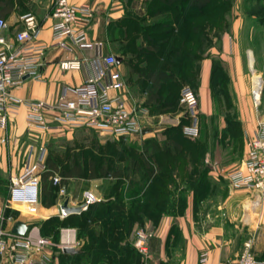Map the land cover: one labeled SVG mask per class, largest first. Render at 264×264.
<instances>
[{
    "label": "crops",
    "instance_id": "crops-1",
    "mask_svg": "<svg viewBox=\"0 0 264 264\" xmlns=\"http://www.w3.org/2000/svg\"><path fill=\"white\" fill-rule=\"evenodd\" d=\"M149 1L70 0L71 3L77 5L91 4L94 9V19L89 27L90 37L94 40H103L105 43L104 51L113 52L123 58L117 64V68L123 73L125 78L127 102L130 106H144L147 108L148 106L144 104L147 91L143 90L140 94L139 90V96L137 97L134 89L129 87L130 84L128 85L127 83L131 76L132 78L144 77L139 75L138 72L132 71L131 73L130 64L139 62L144 65L164 60L159 56L155 57L146 53H125L119 47L125 45L129 40L126 36L127 26L122 23L126 18L133 16L136 18L141 16V19L139 18L140 22L142 20L143 22L141 23L148 26V29L151 27L156 41L161 43L162 32H164L166 27L159 25L158 22L165 16L172 14L173 9L172 7L163 6V3L159 0H154L156 4H159L157 7L150 8L148 6ZM236 1H233L232 7L241 18L239 17L236 23L225 30L230 37L234 36L232 39L218 37L211 43L209 35L205 37L203 35L204 32L208 34L209 25L197 21L199 17L208 15V11L196 9V12H194L185 2L182 14L185 15L186 19H188L187 15L190 14V24L189 27L187 25V31L182 34L181 40L184 41L185 48L191 51H194L195 45L202 47L199 53L196 52L197 59L195 63L199 71L196 81L194 84L192 83L199 96L198 114L201 118H209L218 114L215 106V94H218L214 90L217 77L215 73L227 72L226 81L229 85V93L233 96V110L236 116L234 115L235 118L231 119L227 118L226 113H222L221 125L223 130L227 126V119L239 124L241 127V138L238 141L241 143L240 153L234 158H227V160L223 156L221 147L217 151L204 153L206 182L198 183L196 184L197 186H189L187 183L180 181L176 184L174 188L175 194L172 197L174 201L172 206L175 209L154 216H148L143 211L141 221L135 222L129 232L124 231L120 227H117L121 229L118 231L119 229L115 228L116 226L113 227L114 223H112L114 219L127 217L128 210L127 212L125 210L118 211L112 207L111 202L125 204L128 208L133 204L134 196L127 193L128 184L126 182L122 186L115 184L114 181L118 178L110 175L95 178L69 177L64 183H61V180L55 183L53 180L54 201L52 205L45 206L43 203L42 172L38 191L40 202L42 201L44 208L48 210L49 217L47 219L57 217L61 222L63 221L58 228L56 236L44 235L50 237L54 242L73 238L78 242L76 246H73L78 252L69 253L57 246H51L35 253L36 256H47L51 264H200L199 258L201 254L207 253L209 258L205 264H218L223 260L236 258L242 252L245 242L252 240L253 251L258 259L264 261V194L260 197L251 191L233 190L229 180L224 176V172L228 167L244 161L248 152L247 143L254 136L259 121L264 120V116L262 119H258L257 113L253 109L250 96L252 86L250 88L242 47L249 48L247 60L253 74V82L255 78L260 77L263 79L254 66L255 60L259 56L256 55L257 51L253 48L252 41H243L239 38V33L242 31V16L253 13L251 9L264 0H244L243 7L240 4L236 5ZM55 3L56 0H10L8 5L1 2L0 16L7 21V27L4 31L7 40L15 42L16 33L24 25L21 17L31 12L37 16L40 22L41 38L50 43L52 40V23L54 21L52 11ZM120 24L122 25L120 26ZM194 26L200 29L196 33L193 31ZM176 32L177 28H175L173 34L170 33L168 35V45L173 38H177ZM198 32H201L200 39L197 38ZM156 33L160 35H156ZM138 36L140 43L141 31L138 32ZM144 44L146 45V43ZM94 54V50L83 52L75 49L72 52H67L57 47L49 48L45 55V63L41 66L42 78L26 77L22 85L13 90L14 96L23 100H56L66 86L83 84L91 73L88 64L78 70H63L59 66V61L66 57H90ZM186 62L191 63L192 61L187 58ZM215 66L217 67L216 71ZM15 123L16 126L26 124L27 127L36 128L27 119L25 103H19L11 107L8 126L6 128L0 127V154L2 151L1 143L6 145L9 142V135L15 134ZM85 128L89 127L76 129ZM156 129L157 126L154 131L145 133L142 138L154 133ZM48 132L64 133V131L57 130H49ZM71 132L69 131V133ZM4 138H6L5 141H3ZM56 173L61 175L59 172H54L51 178ZM175 173H178V169L175 170ZM61 188H64V192L61 191ZM183 190H185L186 196L184 199H180L178 198V192ZM86 191L93 192L97 197V201L86 208L84 207L81 212L64 215L61 206L65 199H69L70 205H84ZM100 201H105L106 204L102 206L99 203ZM16 205L22 211L25 209L38 211L39 207L25 202H17ZM91 205L93 208L89 209ZM0 213L7 216L3 209H0ZM86 214L100 221L95 226L100 230L102 227H110L111 225V228H115L113 233L110 231L106 232L107 239L114 240L108 241L104 249L98 247L101 250L93 252L89 261H85V256H83L86 237L79 233L77 225L68 220L73 215H76L74 219H77L82 218ZM15 220L17 218L7 219L5 226L11 229ZM105 220L108 221L106 225L103 223ZM139 225L153 230L148 255L141 254L134 246V232Z\"/></svg>",
    "mask_w": 264,
    "mask_h": 264
},
{
    "label": "built area",
    "instance_id": "built-area-1",
    "mask_svg": "<svg viewBox=\"0 0 264 264\" xmlns=\"http://www.w3.org/2000/svg\"><path fill=\"white\" fill-rule=\"evenodd\" d=\"M52 16L54 21L50 43L41 38V25L34 13L29 12L21 17L24 25L16 33L15 42L7 40L4 34L7 21L0 16L1 128L9 124L11 107L25 103L29 123L46 131L62 132L89 127L116 137L144 136L143 130L146 128L150 127L154 131L155 126H177L186 117L189 122L182 125L184 134L189 137L199 135V96L191 85L181 88L179 103L182 110L179 113L152 114L147 107L128 104L126 82L123 73L117 68L116 54L104 51V41L94 40L89 35V27L94 19L91 4L77 5L70 0H56ZM54 47L67 52L75 49L83 52L94 50L95 54L90 57H66L59 61L63 70H78L88 64L91 73L87 80L80 85L66 86L54 101L23 100L14 96L13 90L20 87L26 77L42 78L41 66L45 63V55L49 48ZM252 94L258 106L261 97L258 102L253 85ZM247 145L244 161L228 167L224 176L233 190H247L261 197L264 194V120L259 121ZM46 169L43 157L28 162L13 180L10 189L12 201L37 205L41 173ZM61 178L57 173L53 175L55 183L60 182ZM61 191L64 192V188ZM96 201L95 194L86 191L84 207ZM7 219L11 220L12 217L0 213V264H51L47 256H36L35 253L51 246L64 249L78 244L73 238L54 242L34 224H30L23 235L13 233L5 226ZM134 234L135 248L141 254L148 255L153 230L139 225ZM208 258L207 253L201 254L200 264H205ZM218 264H264V261L258 259L253 251L252 240H247L236 258Z\"/></svg>",
    "mask_w": 264,
    "mask_h": 264
},
{
    "label": "trees",
    "instance_id": "trees-1",
    "mask_svg": "<svg viewBox=\"0 0 264 264\" xmlns=\"http://www.w3.org/2000/svg\"><path fill=\"white\" fill-rule=\"evenodd\" d=\"M163 3V6L172 7L173 13L162 18L158 24L162 25L165 28L162 32L161 43H158L155 39V34L152 33L151 27L148 29V26L142 24V20L137 17L126 18L122 23L124 26H127L126 36L129 38L125 45H121L119 49L122 52H134V53H146L151 54L155 57H161L164 61L161 62H152L141 65L139 62L130 64V71L138 72L139 75H143L142 78H129L132 88L134 90L147 91L146 99L144 104L148 106L152 114L169 112L177 106L180 99V91L178 94H174L171 89H167L165 86L168 83H176L180 79H186L187 81L195 82L198 75V66L195 61L197 59L196 48L194 51L185 48L184 41L181 40L182 34H185L187 31V25L189 27V17L185 18V15L182 14L184 3L186 2L189 8L193 9L196 12V9L199 11L207 10L209 14L217 13L224 6L223 0H159ZM8 5L10 0H0V3ZM159 4H156L154 0H150L148 6L150 8L157 7ZM162 5V4H161ZM120 24V26L122 25ZM175 28H177V38H173L171 42L168 43V35L174 33ZM199 29V28H198ZM196 26L193 27V31H199ZM129 30V32H128ZM154 30V29H153ZM142 32V37L139 43L138 32ZM167 34V36H165ZM199 37H201V32H198ZM156 35H160L156 33ZM206 36V32L203 33ZM200 39V38H199ZM146 43V45L144 44ZM190 58V62H186V59ZM126 59V58H124ZM217 67L215 66V71ZM138 75V76H139ZM130 84V85H131ZM143 84L144 86H141ZM183 87V86H182ZM181 87V88H182ZM229 98V92L223 93ZM222 95V96H223ZM227 102V101H226ZM231 103V101H230ZM180 104V103H179ZM189 120L186 117H183L182 123L177 126H165L162 127L165 129V132L173 131L174 134L170 139L164 140L161 142L158 138L154 137H145L146 141L144 142L142 148L144 152L140 154L139 158H135L129 155L127 152H123L122 148L118 149L120 154L123 155L124 159L127 161V164H117L115 168L111 167L112 159L107 163L96 165L94 159L88 161L87 166L84 165L80 157H73L67 166H60L59 163L52 159H46L47 169L42 173V187H43V203L45 206L52 205L55 196L53 178L51 175L54 172H59L62 176L61 183L66 182L69 177H89L95 178L99 176L110 175L115 178H124L125 182L128 184L127 193L134 196L133 204L126 207L125 204L111 202L112 207L118 211L128 210V216L123 217V219H114L112 221L113 227L123 228L124 231L129 232L132 230L133 224L137 221H141V214L144 213L148 216L160 215L163 213L161 210L162 198H168L169 201V210H174L173 204V195L175 194V186L180 181L187 183L189 186H195L198 183L203 181L206 182V170L203 160V154L201 157L191 158L189 152H182L181 143L184 141H190L189 136L185 135L183 132L182 125L188 123ZM227 127L224 131L226 135L231 131L235 132V136L238 137V141L241 138V127L239 124H236L233 120L228 121ZM238 132V134H237ZM164 144L169 147V151L163 152V155L167 156V162L165 164H159L156 166L154 161L151 160V156L157 157L161 151V146ZM173 149H178L175 151ZM154 159V158H153ZM192 165V166H191ZM153 166V167H152ZM178 169V173H175V170ZM140 178L144 179V183L140 184L137 182ZM159 179V180H158ZM169 181V182H168ZM124 182V183H125ZM167 183H171V191L173 195L167 196ZM197 186V185H196ZM179 191L178 194L180 195ZM186 196V192H185ZM182 197V199L185 198ZM102 206L106 204L105 201L99 202ZM94 204V203H93ZM93 208L92 205L89 207ZM140 214V215H139ZM76 215H73L71 219H68L77 227H79V233L86 237V243L84 246L85 261H89L93 252L96 250L99 252L104 249L108 241H113L114 239L108 240L106 232H114L115 228L102 227L101 231L96 226L100 221L94 219L93 216L88 214L84 215L82 218L74 219ZM140 218V219H139ZM89 219V220H88ZM58 221L59 226L63 223L57 217H51L47 220H44L43 223H54ZM105 225L108 223L107 220L103 222ZM119 225V226H117ZM58 226V228H59ZM118 231H120L121 229ZM87 229V230H86ZM100 230V231H99ZM43 234L48 235V233L41 230ZM58 233V229L54 236ZM98 247H101L98 249Z\"/></svg>",
    "mask_w": 264,
    "mask_h": 264
},
{
    "label": "rangeland",
    "instance_id": "rangeland-1",
    "mask_svg": "<svg viewBox=\"0 0 264 264\" xmlns=\"http://www.w3.org/2000/svg\"><path fill=\"white\" fill-rule=\"evenodd\" d=\"M223 1L224 6L220 11L214 14L208 13V15L199 17L197 20L199 22L205 23V25H209V32H207L208 34L206 35H209L211 43L218 37H227L232 39L234 36L230 37L227 34L228 32L226 33L225 30L229 29V26L236 23L240 17L236 14V10L232 7L234 4L233 1L235 0ZM238 4L243 7L244 0H237L236 5ZM251 11H253V13H248V15L242 16V31L239 33V38L243 41H252L254 45L253 48L255 51H257L256 55L259 56V58L255 60L254 66L257 70V73L261 75L264 81V46H262L264 44V1L262 3L256 4L255 8H252ZM197 38H201L199 37V34L197 35ZM195 48V51L198 53L202 49L200 45H195ZM248 50V47H242V51H244V59L246 61L249 85L251 88L253 85V74L250 64L247 60ZM215 74L217 77L214 90L215 92H218V94H215V106L216 110H218V114L209 118H201L199 116V135L196 137H190L191 142L186 140L181 143V150L179 151L184 153L189 152V154H191V158L193 156L197 157L198 155L201 157L203 153H207L208 151L214 152L221 147L223 156L227 160V158H234L241 151V143L238 142V137L235 136V132L231 131L226 135L224 131L225 128L222 130L223 127L221 125V119L224 113H226L228 116L227 118L232 119L236 116L235 111L233 110V96L230 93L229 98H227L226 94L223 96L221 95L222 93L229 92V85L226 81L227 72H217ZM255 80H257V78H255ZM127 83L128 85L131 84L129 80ZM192 83L194 84V82H191L190 80L187 81L186 79H180L176 83H168L165 87L167 89H171L174 94H178L182 86L191 85L193 87L194 85ZM141 86L144 85L141 84ZM129 87L132 88V84L129 85ZM138 88L141 94L143 90L140 89V86ZM139 90H134L135 96L137 97L139 96ZM250 92L253 109L255 113H257L258 119H262L264 116V85L261 95V103L258 106L255 105L253 100L252 88ZM173 110L174 111H168L169 113H179L182 108L178 103ZM231 119H227V125H229L228 121ZM146 124L148 123L146 122ZM14 129L15 134L9 135V142H7L6 145L1 143L0 209H3L6 215L11 216L12 218L31 221L30 223L39 226L40 231L43 230L44 232L53 236L58 229L59 223L58 221L48 224L43 223L44 220H47L49 215L48 210L44 208L42 201L40 202L39 200L37 202V206H39L38 211L28 209L22 211L18 209L16 202L12 201L10 185L13 183V180L22 172L23 167L28 162H34L40 157H43L45 162L47 158H52L56 160L60 166H67L69 161L73 157L77 156L82 159L84 165L86 166L90 159H94L96 165L98 166L107 163L112 159L110 164L112 168H115L119 163L125 165L127 164V161L124 159L123 155L118 153V149L122 148L123 152H127L129 155L139 158L140 154L144 152L142 146L146 141V139L142 138V136L116 137L96 128L75 129L70 130L72 131L71 133H69V131H64V133L57 134L37 127H27L26 124H23V126H21V124L20 126H16L15 123ZM173 134V131L165 132V129L161 128V126H157L156 131L147 135L146 138L154 137L163 142L164 140L170 139ZM228 136H230V138H228ZM169 150L170 149L168 146L162 144L161 151L159 152L160 155L157 157L151 156V160L154 161V164L152 163L151 165L156 166L160 163L162 165L165 164L167 162V156L163 155V152H167ZM173 150L178 151V149ZM124 182L125 179L123 177L114 181L115 184H119L121 186ZM137 182L143 184L144 179L140 178ZM167 187L168 189L166 195H173V191H171V183H167ZM184 196L185 192H181L180 195L178 194V198L180 199H182ZM162 200V204L160 205L161 210L163 213H167L169 211L168 198L164 197Z\"/></svg>",
    "mask_w": 264,
    "mask_h": 264
},
{
    "label": "water",
    "instance_id": "water-1",
    "mask_svg": "<svg viewBox=\"0 0 264 264\" xmlns=\"http://www.w3.org/2000/svg\"><path fill=\"white\" fill-rule=\"evenodd\" d=\"M122 59L123 58L120 55H116L117 63H120L122 61ZM149 131H152L151 128H146L143 130V133H147ZM83 208H84L83 204L82 205H76V206L70 205L68 198L65 199L64 203L61 206V210H62V213L64 215H70V214L81 212L83 210ZM29 227H30V223H28L27 221H25L23 219H17L13 222L12 227H11V231L13 233L23 235L27 232ZM64 251L69 252V253L78 252V250L73 246L65 247Z\"/></svg>",
    "mask_w": 264,
    "mask_h": 264
},
{
    "label": "bare ground",
    "instance_id": "bare-ground-1",
    "mask_svg": "<svg viewBox=\"0 0 264 264\" xmlns=\"http://www.w3.org/2000/svg\"><path fill=\"white\" fill-rule=\"evenodd\" d=\"M263 85H264V81L261 78H257V80H254V82H253V86L255 89V94H256V98H257L258 102H259V99L261 97L260 95H261V92L263 90Z\"/></svg>",
    "mask_w": 264,
    "mask_h": 264
}]
</instances>
